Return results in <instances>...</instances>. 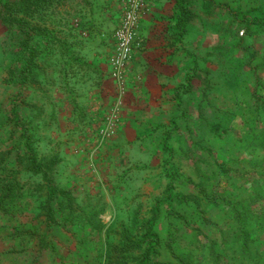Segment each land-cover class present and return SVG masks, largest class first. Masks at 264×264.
Listing matches in <instances>:
<instances>
[{
	"label": "rangeland",
	"instance_id": "rangeland-1",
	"mask_svg": "<svg viewBox=\"0 0 264 264\" xmlns=\"http://www.w3.org/2000/svg\"><path fill=\"white\" fill-rule=\"evenodd\" d=\"M33 23L50 34L23 93L0 16V186H15L0 200V264H140L150 219L159 264H264V223L242 254L233 212L249 197L264 207V0H62ZM18 94L76 218L49 226L42 176L18 169Z\"/></svg>",
	"mask_w": 264,
	"mask_h": 264
},
{
	"label": "trees",
	"instance_id": "trees-1",
	"mask_svg": "<svg viewBox=\"0 0 264 264\" xmlns=\"http://www.w3.org/2000/svg\"><path fill=\"white\" fill-rule=\"evenodd\" d=\"M54 1L62 0H17V1H3L0 4L4 10H0L1 19L12 31L13 37L17 35L18 43L14 44L13 52L16 57L15 69L19 73L20 82L19 90L24 93L25 85L35 81V70L38 67V58L40 56V41L49 38L50 32L39 25L33 23V16L36 14H43L48 11ZM182 18L179 25L184 27L187 21L191 18V12L182 3ZM252 23L263 24L261 19H251ZM38 38L39 40H35ZM254 56V53L252 54ZM79 58V56H77ZM18 75V74H17ZM256 100L260 97L257 91L254 92ZM11 106L9 107L8 117L10 121L20 131L21 147L17 151V165L19 171L25 169L34 174H39L44 180L42 186L45 187L46 195L42 202L46 221L49 226L55 223L62 222V213L72 217H77L78 202L74 194V189L71 187H64L59 185L53 175V168L56 159L51 162H46L44 157L39 158L35 150L34 139L30 130L29 120L19 113V108L28 104L24 95L18 94L11 98ZM29 105V104H28ZM6 155L0 152V170L4 169ZM223 170L229 171L225 166ZM0 180L6 181V177ZM46 184V185H45ZM1 185V184H0ZM5 185L7 187H5ZM0 186V200L4 202L5 189L10 191L15 189L14 185L5 184ZM10 186V187H9ZM4 191V192H3ZM209 201L218 204V196L214 194H207ZM258 200L254 197H249L247 200L240 201L233 205L234 220L237 223V240L240 242V249L242 254H250L252 243L256 242V236H253L254 228L250 225L252 223H264V207L255 210L254 206ZM78 211V210H77ZM184 223L188 224L187 218L178 214ZM210 221V220H207ZM155 221L152 219L147 222V246L143 250V244H139L137 250L140 253V264H159L158 261L153 260L154 252L162 245L160 236L154 229ZM190 225V224H188ZM167 248L171 254L178 259L181 258L175 252L174 239L170 238L166 241ZM255 246V245H254ZM256 247V246H255Z\"/></svg>",
	"mask_w": 264,
	"mask_h": 264
},
{
	"label": "built area",
	"instance_id": "built-area-1",
	"mask_svg": "<svg viewBox=\"0 0 264 264\" xmlns=\"http://www.w3.org/2000/svg\"><path fill=\"white\" fill-rule=\"evenodd\" d=\"M130 17H131V19H130L131 22L130 23L132 24V23H134V20L136 19V16L135 15H131ZM132 35L133 34H132L130 29L126 30L125 38H124L123 42L121 43V46H122V48L124 50H128L129 49V47H130V39L132 38Z\"/></svg>",
	"mask_w": 264,
	"mask_h": 264
},
{
	"label": "crops",
	"instance_id": "crops-1",
	"mask_svg": "<svg viewBox=\"0 0 264 264\" xmlns=\"http://www.w3.org/2000/svg\"><path fill=\"white\" fill-rule=\"evenodd\" d=\"M127 100H128V99H126V101H127ZM132 100H134V99L132 98ZM132 103H133V102L131 101V104H130L131 106H128V108L126 109V112H127V111L130 112L132 109L134 110L135 107L132 105ZM130 107H131V108H130Z\"/></svg>",
	"mask_w": 264,
	"mask_h": 264
}]
</instances>
